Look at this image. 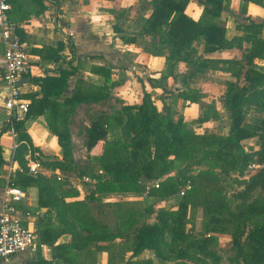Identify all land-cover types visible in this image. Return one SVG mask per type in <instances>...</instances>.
<instances>
[{"label": "trees", "instance_id": "16d2710c", "mask_svg": "<svg viewBox=\"0 0 264 264\" xmlns=\"http://www.w3.org/2000/svg\"><path fill=\"white\" fill-rule=\"evenodd\" d=\"M46 1L59 6L56 0ZM191 1L140 0V4L150 6L142 35L169 48L170 73L162 81L172 77L176 64L192 66L190 78H194L211 64L230 63L214 59L215 53L243 52L246 66L237 75L239 81L228 84L224 113L207 109L199 120L200 123L211 118L228 120L227 136L189 129L184 119H175L170 112L160 111L152 94L146 91L140 102L124 106L121 114L103 112L91 119L85 128L84 148L93 164L84 166L74 157L70 117L82 105H103L120 84L113 80V67L95 64L91 69L93 75L103 78L105 83L77 79L71 90L69 82L77 75L78 68L73 67L75 44L68 36L65 38L73 59L67 63L72 70H60L58 78H31L42 90L39 94L22 96L30 101L27 116L20 121L11 116L0 128V171L5 165L1 139L10 132L18 144L14 159L22 169L13 175L12 183L26 192L38 190L37 207L19 208L37 214L38 241L50 246L56 264H97L99 253H108L109 264H155L153 259L142 258L146 251L155 252V258L163 264H220L222 258L216 249L221 236L231 237L232 264H264V72L256 68L257 63L264 61V0H244V18L236 26L241 35L233 38L227 36L229 16L235 15L230 8L232 0L202 1L203 13L197 21L187 14ZM251 5L260 7L263 16L248 14ZM46 9L43 6L38 14ZM113 29L124 44H136V38L126 36L117 24ZM201 41L204 54L208 55L205 59L198 58L194 48ZM63 46L61 42L52 55L56 63L66 60L59 54ZM187 81L184 80L185 85ZM163 94L167 92L164 90ZM199 94L200 89L184 90L178 96L182 101L197 104ZM164 95L161 99L165 105ZM253 112L259 116L247 124ZM34 117L46 118L47 127L63 152L62 158L46 156L35 147L27 128ZM118 128L121 138L108 141L109 133ZM256 138L259 149L246 152L243 141ZM101 142H105L102 155L93 157L94 149ZM30 151L38 153L45 168L67 178L58 181L57 177L48 178L40 172L30 175L26 158ZM179 163L184 166L182 169H178ZM251 166L260 168L248 180L239 181L237 178L243 177ZM73 173L89 175L98 181L84 199L71 186L69 179ZM235 175L236 180H232ZM142 179L160 181V188L151 192V198H174L188 183L190 189L176 208L158 211L153 224L147 223L148 216L156 212L152 205H144L139 200L104 203L112 195L143 193ZM0 183L5 185L6 180L0 178ZM65 183L71 186L69 190L63 188ZM235 185L242 189L232 192ZM109 210L115 219L114 227L107 222ZM199 211L201 231L197 232ZM64 236L70 237L69 242L56 245ZM93 244L95 250L91 249ZM128 253H132L129 260ZM46 263L39 258L29 264Z\"/></svg>", "mask_w": 264, "mask_h": 264}, {"label": "rangeland", "instance_id": "374dc122", "mask_svg": "<svg viewBox=\"0 0 264 264\" xmlns=\"http://www.w3.org/2000/svg\"><path fill=\"white\" fill-rule=\"evenodd\" d=\"M199 3L195 2L201 10H203V6L201 4L204 0H198ZM192 2V1H191ZM240 2V3H239ZM243 0L238 1V5L231 3L230 8L234 7L237 16L242 20L244 15L242 13L243 8ZM139 4V6L131 7L128 10L123 11L117 10V7L112 8L111 15L114 17L115 22L117 24H124V29L120 28L128 37H135L136 44L127 45L134 46V49L131 51L127 50L126 53L122 54L119 51H115V55L109 57L107 60L104 58L93 59V65H104L108 64L109 66L114 68L113 80L119 83V87L112 90L110 99L104 103L103 105H93V118L99 116L101 113L106 112L109 114H121L122 108L129 104H134L140 102L143 94L148 91L152 94V97L155 101V104L158 106L159 110L163 113L167 114L170 112L171 116L175 119L182 118L186 121L188 128L191 130H195L198 133H216L222 136H227L230 131V123L225 119H209L205 123H200V119L203 118V114L207 109L219 110L224 113L223 109V100L224 94L228 88L229 83H237L239 79L237 78L238 74H241L245 65V59L243 57V52L241 51H219L215 53L214 59L217 60H225L230 63H224L221 65L211 64L210 68L205 70L202 75H198L197 77L190 78L191 73L193 72V67L185 64H176L173 69V75L168 80L162 81L164 76L169 75V63L168 55L169 48L162 47L157 44L150 36L142 35V26L147 18L146 10L150 9V6ZM190 7V6H189ZM193 8V7H192ZM187 9V14L194 18L195 9ZM203 13V11H202ZM249 14V13H248ZM202 15V14H201ZM243 16V17H242ZM201 17V16H200ZM113 19H111L112 21ZM195 20V19H194ZM119 26V25H118ZM232 27L229 30L231 34L230 38L237 36L236 33L240 31L237 28L232 31ZM241 35V34H238ZM228 36V32H227ZM120 37V36H119ZM203 41L196 42L194 44V48L197 51L198 58H206L204 54V45ZM124 44V43H123ZM126 45V44H124ZM126 47V46H125ZM126 47V48H127ZM245 47H249V45H245ZM154 49V50H153ZM108 51V50H107ZM140 59H137L139 55H142ZM225 57L224 59H220L218 56L222 55ZM129 55V57L127 56ZM205 55V56H204ZM218 58H215V57ZM116 57V58H115ZM108 61V62H107ZM117 61V62H116ZM110 63V64H109ZM256 68L260 71L264 72V61L257 63ZM177 77V79H176ZM187 84H184V80H188ZM241 84L244 82L241 80ZM93 83L103 85L104 79L93 75ZM195 88H200V99L197 104H191L186 101H182L179 99V93L184 90H189V92L193 90H198ZM164 90L167 92V95H164ZM165 96L166 103L164 105L161 96ZM166 106V108H165ZM167 109V110H165ZM88 113H82L81 117L77 119L73 124L75 126L74 133L76 134V152L74 157L77 158V161L80 163H84L85 165L91 166L93 161L91 158L88 159V153L84 148L85 142V125L83 120L85 121V116H89ZM255 112L251 113V116L247 118V124L251 118H253ZM257 115L256 117H258ZM80 120V121H79ZM121 138V129L112 130L109 133L108 141H113ZM243 146L246 152H249L251 149H259L260 142L259 139H247L243 141ZM8 145H12V140L8 141ZM105 146V142H101L93 151V157H100L103 153ZM7 159L10 158V155H7ZM46 161V160H44ZM41 162V161H40ZM91 164V165H90ZM87 166V167H88ZM178 169H182L184 166L180 163L177 165ZM40 173L45 175L48 178L57 177L58 171H54L48 168H45L41 165ZM89 168V167H88ZM84 169V168H83ZM82 171V169L80 170ZM257 169L249 167L243 177L237 178V175L232 177V180H236V178L241 180H248L251 175H254ZM89 176V175H87ZM72 178H82L83 176L79 174H71ZM142 182H147V180L142 179ZM64 183V182H61ZM63 188L69 190L70 187L74 188L78 191V189L71 185L70 187L63 184ZM73 189V190H74ZM239 186L235 185L234 190L232 192H236L241 190ZM74 190V191H75ZM29 192V191H28ZM81 197L84 199L87 193L84 191L83 195L79 191ZM115 197V202L121 201H135L139 200L144 205L153 206L156 210L154 214L149 215L147 218L148 224H153L157 221V212L160 210H167L170 208H176L178 205L181 196L178 195L174 198L163 200V199H154V198H145V196L138 193H130L126 195H112L109 198ZM107 199V198H105ZM104 199V200H105ZM108 200V199H107ZM38 202V201H37ZM104 203H108L105 202ZM37 207V204H35ZM111 210H109V213ZM201 216L202 213L199 211L198 214V222H197V232L201 231ZM107 222L114 227L115 219L113 215L110 213L107 216ZM220 242L218 244V248L216 249L217 253L222 258V262L220 264H232L230 262V258L232 255V240L229 236H221ZM155 256V252H153ZM151 259V258H150ZM154 260H158L160 264H163L157 258Z\"/></svg>", "mask_w": 264, "mask_h": 264}, {"label": "crops", "instance_id": "0c3cea01", "mask_svg": "<svg viewBox=\"0 0 264 264\" xmlns=\"http://www.w3.org/2000/svg\"><path fill=\"white\" fill-rule=\"evenodd\" d=\"M9 1L13 8L11 18L20 26L19 34L25 43L27 52L30 56V64L32 66L31 73L21 81L22 85L20 88L24 96L39 94L42 90L41 86L35 85L31 82V78H46L47 76L58 78L60 70H72L71 65L67 62H70L73 59V54L68 47V41L65 36L70 37L75 44L76 61L73 63V67L78 68L77 75L69 82L71 90L74 88L77 79H84L87 82L93 83V73L91 71L93 67V56H95L96 59L104 58V60H107L109 57L115 55L116 50L124 54L127 50L131 51L134 49V46L127 47V45H124L122 39L119 37L120 35L114 31L113 25L117 23L111 15L110 10L117 7V10L125 11L131 7L139 6L140 0H56L59 2V6H55L46 0H43V2H38L37 0ZM238 1L240 0H232L231 3L238 5ZM195 2L199 3L198 0H192L189 4L190 7L188 8L191 9L193 7L192 9H195L193 19L197 21L200 19L203 10H201ZM43 6L47 7V9L38 14ZM231 9L235 15H230L227 22L228 37L231 34L229 31L231 27L233 28L232 31H234L238 25V19L236 18L237 13L234 12L235 9L233 5ZM248 13L256 17L263 16V10L255 5L249 7ZM111 19L113 20L111 21ZM117 25L124 29V24ZM238 34L241 33L237 32L236 35ZM61 42L64 46L59 54L63 55L66 60H61L56 63L51 58L52 55L56 53L55 51L59 48ZM41 52L43 53V56ZM3 55L4 47L0 35V128L3 123L8 122L11 118V114L5 109L2 101L3 94L6 91V86L2 79L4 73L2 64ZM214 55H212V57H214ZM127 56L129 57V55ZM141 57H143V54L139 55L137 59H140ZM218 57L225 58L223 57V54ZM218 57L216 56L215 58ZM80 59L82 60L78 63ZM51 91H55L54 87ZM88 111L90 115L85 116V121L83 120L84 124H86V128L89 127L90 121L93 118V104L80 106L77 109V112L70 117V128L74 147L76 146L77 136L74 133L75 126L73 123L81 117L82 113L87 114ZM27 128L35 147L41 149L44 155L58 158L63 157V152L58 145L56 137L47 127L45 117L32 118L28 122ZM9 140H12V145H8ZM15 143L16 139L10 132L6 133L1 139L5 165L0 171V178L5 179L6 183L5 185L0 183V209L2 206L4 187L6 186L8 179V164L12 161L13 146ZM75 149L74 155L76 152ZM7 155H10L9 159L6 158ZM75 160H77L76 157ZM29 194L32 198L31 207L34 208L38 201V190L31 189ZM69 240V236H64L59 239L56 245L66 244ZM95 248V244L91 245L92 250H95ZM153 255V251H146L142 258H151L155 264H160L158 260H154L155 256ZM131 256L132 253H128L126 259L129 260ZM39 258L46 261V264H56L53 260L52 249L50 246H48L47 250H41L37 247L35 250L18 254L12 258L9 264H29L31 261H37ZM0 264L5 263L0 261ZM97 264H109L108 253H99L97 255Z\"/></svg>", "mask_w": 264, "mask_h": 264}, {"label": "built area", "instance_id": "2783aa9c", "mask_svg": "<svg viewBox=\"0 0 264 264\" xmlns=\"http://www.w3.org/2000/svg\"><path fill=\"white\" fill-rule=\"evenodd\" d=\"M13 8L9 0H0V35L4 47L2 79L6 86L2 101L5 109L14 116L18 121L24 120L29 112L30 102L22 98L23 93L18 87L24 77L31 73L30 56L21 35L19 34L20 26L11 18ZM16 137L14 134H12ZM16 139V138H15ZM18 148L17 142L13 146L12 161L8 164V179L4 187L1 216H0V261L9 264L12 258L26 251L35 250L39 247L41 250H47L48 246L38 242V236L35 231L37 214L25 212L19 206L31 207L32 198L29 192H26L12 183L13 175L21 171L18 162L14 156ZM38 153L33 154L31 151L27 155V168L30 175H37L41 171V162L38 159ZM258 169L260 166H252ZM102 174V172H101ZM66 176L57 173L58 181H63ZM71 185L78 189V192H88L97 184V179L90 176L82 178L70 177ZM141 183L145 186L142 193L145 198H149L153 190L160 188V181H147ZM190 189V183L182 190L180 196H185V192ZM108 199V200H107ZM105 202H114L115 197L107 198Z\"/></svg>", "mask_w": 264, "mask_h": 264}, {"label": "water", "instance_id": "95a60500", "mask_svg": "<svg viewBox=\"0 0 264 264\" xmlns=\"http://www.w3.org/2000/svg\"><path fill=\"white\" fill-rule=\"evenodd\" d=\"M22 85V82L18 83V87H20ZM16 113H14V118H16Z\"/></svg>", "mask_w": 264, "mask_h": 264}]
</instances>
